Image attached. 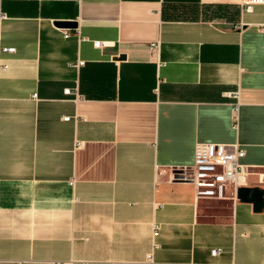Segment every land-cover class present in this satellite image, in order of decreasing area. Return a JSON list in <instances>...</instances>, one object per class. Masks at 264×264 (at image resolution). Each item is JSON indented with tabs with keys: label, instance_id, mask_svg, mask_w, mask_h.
Segmentation results:
<instances>
[{
	"label": "crops",
	"instance_id": "crops-1",
	"mask_svg": "<svg viewBox=\"0 0 264 264\" xmlns=\"http://www.w3.org/2000/svg\"><path fill=\"white\" fill-rule=\"evenodd\" d=\"M242 1L0 0V264H264V196L175 179L222 144L264 189V5Z\"/></svg>",
	"mask_w": 264,
	"mask_h": 264
},
{
	"label": "built area",
	"instance_id": "built-area-1",
	"mask_svg": "<svg viewBox=\"0 0 264 264\" xmlns=\"http://www.w3.org/2000/svg\"><path fill=\"white\" fill-rule=\"evenodd\" d=\"M255 5H264V0H243L241 10L249 12ZM4 18L5 16L0 14V20ZM150 50L153 54H157L159 44H151ZM13 51L14 48L2 47L0 44V53H12ZM65 93L68 94L69 91L65 90ZM228 97L235 100L232 103V115L233 119L237 120L238 94H229ZM67 119L68 117L64 118V120ZM244 154V150L237 146L196 143L192 166L176 173L175 179L191 183L196 200L201 198L223 199L227 197L229 191L235 195L237 188L246 186L250 174V168L240 162ZM157 229V227L154 228V236L157 234ZM219 251V249L212 250L211 254L215 256Z\"/></svg>",
	"mask_w": 264,
	"mask_h": 264
},
{
	"label": "water",
	"instance_id": "water-1",
	"mask_svg": "<svg viewBox=\"0 0 264 264\" xmlns=\"http://www.w3.org/2000/svg\"><path fill=\"white\" fill-rule=\"evenodd\" d=\"M56 26L60 28L74 27L76 24L67 23V22H56ZM237 198L246 203H252L254 210H257L262 204V197L264 196V189L261 193L253 192L250 188L239 187L236 190Z\"/></svg>",
	"mask_w": 264,
	"mask_h": 264
}]
</instances>
